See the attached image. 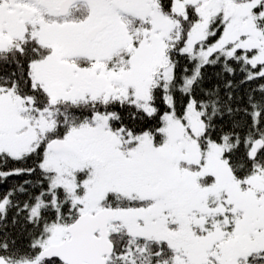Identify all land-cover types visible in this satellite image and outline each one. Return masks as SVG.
<instances>
[{"label":"snow or ice","instance_id":"6c2138e0","mask_svg":"<svg viewBox=\"0 0 264 264\" xmlns=\"http://www.w3.org/2000/svg\"><path fill=\"white\" fill-rule=\"evenodd\" d=\"M0 264H264V0H0Z\"/></svg>","mask_w":264,"mask_h":264}]
</instances>
